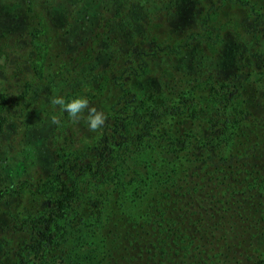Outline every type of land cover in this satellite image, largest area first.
Segmentation results:
<instances>
[{"label":"trees","instance_id":"1","mask_svg":"<svg viewBox=\"0 0 264 264\" xmlns=\"http://www.w3.org/2000/svg\"><path fill=\"white\" fill-rule=\"evenodd\" d=\"M17 3L0 264H264V0ZM54 96L105 125L73 124Z\"/></svg>","mask_w":264,"mask_h":264},{"label":"clouds","instance_id":"2","mask_svg":"<svg viewBox=\"0 0 264 264\" xmlns=\"http://www.w3.org/2000/svg\"><path fill=\"white\" fill-rule=\"evenodd\" d=\"M50 103L53 106H59L62 112H66L73 124H77L83 119L91 132H97L103 128L107 117L105 113L96 107H90L87 98L78 97L66 100L62 96H54ZM86 113V115H85ZM51 123L59 125L60 120L57 116H51Z\"/></svg>","mask_w":264,"mask_h":264},{"label":"rangeland","instance_id":"3","mask_svg":"<svg viewBox=\"0 0 264 264\" xmlns=\"http://www.w3.org/2000/svg\"><path fill=\"white\" fill-rule=\"evenodd\" d=\"M62 3L65 5L64 2ZM50 18L56 24L62 23V17H59L58 13L51 14ZM24 22V9L21 4L17 3V0H0V35L2 32L18 31ZM87 241L94 242L96 239L90 235Z\"/></svg>","mask_w":264,"mask_h":264}]
</instances>
